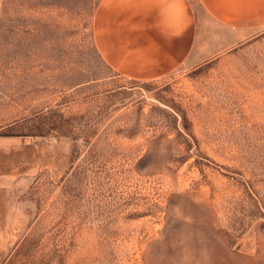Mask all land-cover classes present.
<instances>
[{"label": "rangeland", "instance_id": "rangeland-1", "mask_svg": "<svg viewBox=\"0 0 264 264\" xmlns=\"http://www.w3.org/2000/svg\"><path fill=\"white\" fill-rule=\"evenodd\" d=\"M99 1L0 0V264H264V26L133 79Z\"/></svg>", "mask_w": 264, "mask_h": 264}, {"label": "crops", "instance_id": "crops-1", "mask_svg": "<svg viewBox=\"0 0 264 264\" xmlns=\"http://www.w3.org/2000/svg\"><path fill=\"white\" fill-rule=\"evenodd\" d=\"M210 23L240 33L239 39L217 34ZM263 26L264 0H100L92 30L95 48L111 69L154 79L186 62L209 61Z\"/></svg>", "mask_w": 264, "mask_h": 264}, {"label": "clouds", "instance_id": "clouds-1", "mask_svg": "<svg viewBox=\"0 0 264 264\" xmlns=\"http://www.w3.org/2000/svg\"><path fill=\"white\" fill-rule=\"evenodd\" d=\"M165 154H166V153H164V152H162V151L160 152V155H161V156H163V155H165Z\"/></svg>", "mask_w": 264, "mask_h": 264}]
</instances>
